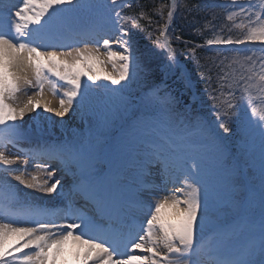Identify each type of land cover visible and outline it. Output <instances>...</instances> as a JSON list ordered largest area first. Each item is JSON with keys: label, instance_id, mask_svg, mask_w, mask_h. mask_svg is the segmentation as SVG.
<instances>
[{"label": "snow or ice", "instance_id": "6c2138e0", "mask_svg": "<svg viewBox=\"0 0 264 264\" xmlns=\"http://www.w3.org/2000/svg\"><path fill=\"white\" fill-rule=\"evenodd\" d=\"M230 3L237 6L238 0ZM247 3V8L239 6L248 19L247 25H239L247 28L243 37H217L207 40L208 45L258 42L264 53V0L258 5L252 0ZM116 4L117 0L103 4L90 0H20L19 4L0 0V164L6 173L21 171L14 179L28 189L83 201L79 208L70 202L63 217L70 222L58 225L45 219L55 213L22 202L18 188L5 181L6 193L0 199V264H56L69 240L76 245L80 264H202V254L209 257V264H264V55L259 57V72L253 56L234 59L233 63L246 67L239 77L243 86L239 96L229 91L226 103L212 96L216 101L214 124L192 120L175 112L171 98L162 94L159 85L148 82L150 71L144 58L151 54L138 55L131 39H125L129 37L125 24L134 18L114 11ZM178 8L179 0H171L167 22L160 31L164 40L157 42L167 52V61L160 67L165 76L180 70L166 35ZM100 10L118 29L116 43L122 48L112 50V41L103 38L104 59L99 47L88 46L96 42L90 33ZM235 15L231 12L227 19L231 21ZM140 17L144 18L143 12ZM69 38L72 43L65 42ZM97 66H111L112 70L94 71ZM50 75L68 86L55 107L43 95L46 82L53 95H58ZM101 76L110 83H100ZM140 78L144 80L143 95L126 98L123 94L129 85ZM33 84L39 91L32 95L23 92L26 99L20 101L17 94ZM253 90L259 96H253ZM245 95L246 103L236 102H243ZM114 96L120 97L123 107L119 118L124 123L118 138L109 140L98 131L75 142L45 145L36 154L42 159L37 169L48 177L43 181L35 175L25 179L19 167H11L16 162L3 149L25 138L17 121L23 122L26 114L42 107L61 118L70 111H81L83 119L92 98ZM88 123L91 127L90 119ZM256 135L261 161L258 188L238 179L240 161L250 156ZM232 137H238L239 143L230 152ZM129 148L134 174L132 186L125 190L120 176L126 170ZM56 161L64 179L49 183L56 171H49V162ZM154 172L172 183L174 192L146 203L141 197L152 195L149 177ZM65 184H69L67 192ZM136 208L147 209L146 227L135 226L132 214ZM165 208L171 210L172 219L162 214ZM6 217L11 219L4 222ZM29 223L35 226H17Z\"/></svg>", "mask_w": 264, "mask_h": 264}, {"label": "trees", "instance_id": "16d2710c", "mask_svg": "<svg viewBox=\"0 0 264 264\" xmlns=\"http://www.w3.org/2000/svg\"><path fill=\"white\" fill-rule=\"evenodd\" d=\"M102 1L108 2L109 0H99V2ZM220 1L179 0V8L174 13V18L166 33L172 48L175 49L176 59L180 65L185 67L191 83L182 80L180 66L179 71L168 73L166 76L160 71V67L167 61V52L157 42L159 40L162 44L164 40L160 36V31L167 22L170 0H117V4L114 6V11H120L122 15L134 18L125 24V27L129 29V37H125V39H131L138 55L146 52L151 54L144 58V64L150 71L148 82L159 85L162 94L171 98L175 112L192 120L201 119L209 123L203 117L205 115L210 118L213 124L215 122L213 105L216 101L212 99V96H219V102L226 103L229 99L228 92L235 91L239 96V89L243 86L242 82H239V77L246 71V67L241 68L239 64L233 63L234 59L253 56L257 61L256 71L259 72L260 57V51L234 53L233 50H229V52L219 53L208 48L207 40L209 39H214L217 36L231 37L235 40L242 38L247 31V28L237 25L236 18L230 21L232 25H227L228 19L225 15L227 7L222 6ZM125 4H130L131 7H125ZM197 5L199 7H196ZM205 5L208 6L205 7ZM141 12L144 13V18L140 17ZM112 19L115 20L114 12ZM133 23H135V27L132 26ZM114 29L120 36L118 29ZM237 33L239 36H236ZM222 77H226V79H221ZM192 87L195 90L193 96ZM144 90V80L140 78L133 81L123 95L126 98L134 99L143 95ZM252 94L259 96L256 90H253ZM247 99L248 97L245 95L243 102H236L246 103ZM94 106L96 110L93 109V111L98 117V123L91 127L88 125L86 128L92 131L93 135L98 131H103L109 140L118 138V131L124 123V120L119 118L123 114L120 97L114 96L105 105L95 103ZM254 138L255 136L253 140ZM238 143V137L231 138L229 141L230 152L232 146ZM237 155L239 154L237 153ZM245 160L247 163L244 162ZM250 161L251 159L248 157L241 159L238 179L241 182L252 183L254 181L257 187L256 179L260 174V164L254 167ZM248 164L256 171L247 177L244 175V171Z\"/></svg>", "mask_w": 264, "mask_h": 264}, {"label": "rangeland", "instance_id": "374dc122", "mask_svg": "<svg viewBox=\"0 0 264 264\" xmlns=\"http://www.w3.org/2000/svg\"><path fill=\"white\" fill-rule=\"evenodd\" d=\"M86 2H89V0H86ZM92 3H99V0H90ZM20 0L16 1V4H19ZM242 3V4H241ZM252 3L254 5H258L260 3V0H252ZM246 5L248 7V3L244 2V0H238V5ZM245 7V6H244ZM245 7V8H247ZM255 10V9H254ZM231 12H235V16H240L244 17L247 19V17L244 14H241L240 12V7L238 9H234ZM230 12V13H231ZM229 13L226 14V16ZM105 20L102 18L98 17L96 14V22L94 26V32L98 31L97 28L101 27L100 34L96 35L95 40H102L105 37H102L105 33V30L107 29V26L105 25ZM227 25L230 26L232 23L227 20ZM103 23V24H102ZM102 25V26H101ZM236 36H239L237 33ZM112 37V38H111ZM111 41V47L112 50L116 51V47L118 44L116 43V38L114 34H109L108 37ZM66 43H68V40H66ZM254 45V44H253ZM255 45H258V42H256ZM90 48L92 47H99L100 48V54H101V59H104V52L106 51L103 48V41L100 42V44H89L88 45ZM216 47H222V44H214ZM83 47V45L81 46ZM253 50V49H252ZM245 50H239V51H232L234 53H240ZM229 52V51H227ZM258 55V53H257ZM261 56L264 55V53L260 54ZM111 66L108 67H103V66H97L94 71H100V72H105V71H111ZM31 76V74H30ZM86 79V77H84ZM52 84H55L56 82V93L58 95H53V89L51 87V84L45 83L44 85V92L46 93L47 100L52 102V106H58V101L59 99L63 96V92L67 89V84L64 81L59 80L58 78L52 76L49 78ZM100 83H110L106 80L103 79V76H101V79L99 81ZM26 91H28L29 94H32L34 92L39 91L38 87L33 84L31 86L26 87ZM102 97H94L91 100V105H90V110L87 115H84L82 119L83 113L81 111H70L68 114H66L64 117H58L55 114H48V117L46 118V122L48 120L49 123H46L45 120L41 115H37V112L40 110H37V112L29 113L26 114L24 117L23 122L22 121H17L18 125H22V128L24 132L26 133V136L24 139L19 140L17 143H35L37 144H48L49 142L54 143V141L64 143V142H75L78 141L84 137H87V131L84 129L85 126L87 125L89 119L92 121V124L97 125L98 121L97 118L95 117L94 111L96 110V107L94 106L95 103L99 102H107L110 100L108 97H103V101H101ZM104 105V103H103ZM75 107V105H74ZM94 109V111H93ZM40 113V112H39ZM43 113L46 115V112L43 111ZM89 124V123H88ZM93 126V125H92ZM66 133V135H64ZM48 134V135H47ZM254 147L250 148V156L248 158L251 159V165L254 167L258 164L261 163L260 161V140L259 136L256 135L255 140L251 144ZM6 153V155L10 158L13 159L16 163L13 164L11 167L16 168L19 167L25 176V179L30 180L33 175L37 176L40 181H43L44 179H48L46 174L36 167V162H33L31 158L24 157L23 154L20 152H14L13 150H9L7 147L3 149ZM26 162V163H25ZM52 163H50L49 171H52L55 169L52 167ZM248 164V167H246V172L248 173L247 175H253L255 173V169H253L251 166ZM4 166L0 164V199H2L6 193V188H5V181L10 182L12 185H15L18 190H19V198L20 200L27 201L29 203L36 204L42 208L47 209L48 211L57 209L59 206H62L65 202L66 199L64 198V195H59V194H46V193H41L36 191L35 189H28L24 185H21L18 181L14 179L15 176L21 175V171H13L11 173H6L4 172ZM57 171H61L59 169H56L53 177L49 180V183L53 182L56 179H64V175H58ZM134 174V167H133V162H132V153H131V148L128 150V159L126 163V170L125 172L120 176V181L121 185L125 188V190H128L132 186V176ZM149 180L151 181L153 187L151 189L152 195L144 198L141 197V199H145V202H154L156 199L163 198L165 196H169L173 194L174 192V186L170 182H166L165 179L158 173H153L151 177H149ZM257 181V188L259 186V177L256 179ZM254 184V183H252ZM179 184H176L175 187H179ZM68 185L65 184L64 191L67 192ZM26 193H29L31 195H25ZM176 195H180L179 193H176ZM61 203V204H60ZM13 210H15V205L13 207ZM145 208L139 212L141 215H145ZM162 214L167 216L169 219H172L173 217L171 216V210L170 209H162ZM149 217H147L148 219ZM8 219H11V217H6L5 221L6 222ZM59 225V224H58ZM17 226H34L31 223L24 225V224H17ZM56 231V229H54ZM79 230H76L78 233ZM12 243V241H9V245ZM24 251H29V249H25ZM23 253H13V255L20 256ZM146 253H143L141 255H144ZM69 255L68 249L65 248V250L61 253L60 257L57 259L56 264H63L65 261V258H67ZM202 264H209V257L207 255L202 254L200 257Z\"/></svg>", "mask_w": 264, "mask_h": 264}, {"label": "bare ground", "instance_id": "6f19581e", "mask_svg": "<svg viewBox=\"0 0 264 264\" xmlns=\"http://www.w3.org/2000/svg\"><path fill=\"white\" fill-rule=\"evenodd\" d=\"M13 2H14V0H13ZM31 73H29V75H30ZM50 77H51V75H50ZM26 87H27V85L26 86H24L23 87V90H22V93H18L17 95H18V97H19V100L20 101H23V100H25L26 99V96L23 94V92H27V94L28 95H32V94H29L28 93V91H26ZM35 93V92H34ZM43 95H44V98L47 100V97H46V93L44 92L43 93ZM38 110H40L39 112H40V115L43 117V119L45 120V122H46V118L48 117V114L50 113V112H46V115L43 113V108L41 107L40 109H38ZM50 114H55L54 112H51ZM46 123H49L48 122V120H47V122ZM64 135H66V133H64ZM47 145H52V143H48ZM9 144L7 145V148L8 149H10L9 148ZM44 147V146H43ZM42 147V148H43ZM31 148H33V145L32 144H30V145H28L27 147H24V148H22L23 150H25V151H23V152H26L25 154L26 155H28L29 157H31L32 155H33V151H31ZM41 148V149H42ZM41 149H39V150H36L35 151V153L37 154L38 152H40L41 151ZM37 157H39L38 155H36ZM56 163H57V165H59V162L58 161H56ZM59 170H61V171H57V174L58 175H64V172H63V170H62V166H60V167H57ZM68 186H69V184H67ZM61 204V203H60ZM76 204H79V203H76ZM75 207H77V206H75ZM60 208H63V209H60ZM77 208H79V207H77ZM64 209H65V205H62V206H59L57 209H55V210H51L50 211V213H55L56 215H51L52 216V219H54V220H56L58 223H60V224H65V219L63 218L64 217ZM133 213H137L136 212V209H134L133 210ZM65 248H67L68 249V253H69V255H68V257L67 258H65V261H64V263L63 264H80V260L78 259V257H77V252H76V245H74L73 244V242L71 241V240H69L68 242H67V244L65 245ZM134 252L136 253V254H143V252L141 251V250H134Z\"/></svg>", "mask_w": 264, "mask_h": 264}]
</instances>
